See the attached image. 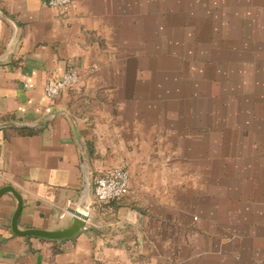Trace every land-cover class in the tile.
<instances>
[{
    "label": "crops",
    "instance_id": "obj_1",
    "mask_svg": "<svg viewBox=\"0 0 264 264\" xmlns=\"http://www.w3.org/2000/svg\"><path fill=\"white\" fill-rule=\"evenodd\" d=\"M70 68L77 85L49 100ZM130 192L94 199L99 171ZM0 264H264V0H0Z\"/></svg>",
    "mask_w": 264,
    "mask_h": 264
},
{
    "label": "built area",
    "instance_id": "obj_2",
    "mask_svg": "<svg viewBox=\"0 0 264 264\" xmlns=\"http://www.w3.org/2000/svg\"><path fill=\"white\" fill-rule=\"evenodd\" d=\"M47 4L62 14L68 13L74 0H46ZM80 81L79 72L70 68L61 78H50L46 81L44 92L49 100H55L59 95L77 85ZM130 173L124 167H114L99 171L94 179V199L99 204H109L118 201L130 192Z\"/></svg>",
    "mask_w": 264,
    "mask_h": 264
},
{
    "label": "water",
    "instance_id": "obj_3",
    "mask_svg": "<svg viewBox=\"0 0 264 264\" xmlns=\"http://www.w3.org/2000/svg\"><path fill=\"white\" fill-rule=\"evenodd\" d=\"M4 194H11L16 199V209L11 221L13 233L19 237H35L46 240L59 241L69 239L80 234L87 226L88 215L84 212H75L72 222L62 229L48 230L39 228H21L19 226V217L23 209V199L20 193L11 185L0 188V197Z\"/></svg>",
    "mask_w": 264,
    "mask_h": 264
}]
</instances>
